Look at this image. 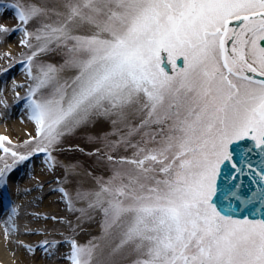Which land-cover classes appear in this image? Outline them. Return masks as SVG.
Wrapping results in <instances>:
<instances>
[{"label": "snow or ice", "instance_id": "snow-or-ice-1", "mask_svg": "<svg viewBox=\"0 0 264 264\" xmlns=\"http://www.w3.org/2000/svg\"><path fill=\"white\" fill-rule=\"evenodd\" d=\"M8 7L18 26L0 25V42L23 32L34 129L21 144L0 136V188L42 156L54 175L62 169L53 191L75 215L50 218L71 239L26 251L43 250L50 264H264V0ZM52 53L62 62L43 58ZM101 124L109 130L92 131ZM78 135L86 153L68 146ZM65 151L86 154L91 170L59 161ZM17 215L11 207L6 231L18 232Z\"/></svg>", "mask_w": 264, "mask_h": 264}, {"label": "rangeland", "instance_id": "rangeland-1", "mask_svg": "<svg viewBox=\"0 0 264 264\" xmlns=\"http://www.w3.org/2000/svg\"><path fill=\"white\" fill-rule=\"evenodd\" d=\"M23 2H25V0H0V25H6L10 29L17 27L18 19L15 17L14 10L9 8L8 6L11 4L23 3ZM36 2L54 3L55 0H36ZM53 19H55V17H53ZM13 21L15 23H13ZM28 27L31 28L32 25L30 24ZM22 37H23V32H14L5 40L0 42V94H2L8 101L7 108H5L3 105H0V128L2 130L0 131V136L8 137L12 145L21 144L25 140L29 139L30 134L33 132L34 129V128H28L27 125L25 124V120L27 119L26 118L27 113L24 110L25 102L22 99L23 97H25L27 93V84L29 83L28 78L24 77V79H22L21 81L23 85H25V87L17 88L15 91L12 92L8 91V83H12V84L19 83V81L21 80L20 79L21 72L26 71L21 61L25 59L24 54L28 52V49L23 46L18 47L16 45V43L21 41ZM4 44L5 45L9 44L11 46L15 45L13 51L10 52L4 51L2 49V46ZM8 53L11 54V63L13 66L10 68L8 72H3V69L9 66V57L7 55ZM43 58L49 60L53 64H59L62 62V57L56 53H52L48 56H44ZM15 92H19L21 99L16 98ZM14 123L20 125L21 129L19 132L15 131ZM29 123L33 124V122L30 120ZM108 130L109 129L107 124H101L98 128L93 129L92 131L102 132ZM4 144L5 146H9L7 141H5ZM76 145H79V147L84 148L85 153L92 147L91 145L87 144L83 139V137H81L80 135H78L76 138L70 141L68 146L75 149ZM3 155L4 153L2 149H0V156ZM43 159L44 158L42 156L40 158H33L31 163H25L24 165L17 166L13 170V172L10 173L7 189L0 188L1 220H2L1 216L3 215L5 210H8L9 208L8 205H11L12 207L15 206L19 211V215L15 217V223L17 227L19 226L20 221L24 220L25 218L24 216H26L27 212L36 213V211L40 210L41 209L39 205L40 202H37L35 198V195H37L36 194L37 193L36 190H37L38 192H40V194L37 196V198H39L40 200L45 196H47L50 199L51 198L56 199V202L53 203V208L54 210L59 211L60 215L55 216L58 218V220L67 217L69 220L73 222L75 221V215L67 211L66 204L61 199V193H59L58 191H53V189L61 186L60 184H58L57 181L59 178H62V174H63L62 169L58 167L56 170V174L52 176L50 179H48V182L46 183H42L40 181V178L38 179L34 176L33 170L36 169L39 165L47 167V165L43 163ZM58 160L63 162L64 164L73 161H79L83 165V168L85 169H90V165H92V160L86 154H82L79 151H65L58 156ZM80 178L85 182L86 186L91 185L93 183V180L89 176L82 175ZM47 185L50 186L53 185L54 188L42 194V191L40 190H44V187H46ZM10 186H12V188ZM62 186L68 188L69 190H71L74 187V185H67V184ZM30 220L33 221L34 219H30ZM55 223L58 224L57 221H55ZM58 225H59L58 229L65 233V236L60 240L66 241L67 239H71L73 234L69 231L68 227L62 226L60 224ZM36 230L37 232H39L38 233L39 235L41 234L43 236H48L50 235V233H52V229L45 228L43 226H40ZM19 231L20 230L18 229V232H14L16 233L15 235H19L18 234ZM89 231L91 232L92 235H95L97 231L96 226L93 225L89 229ZM57 237H59V235H57ZM41 239L42 238L39 239L40 242H43L45 240H52V239H42L41 241ZM75 239L79 243H85L88 239H90V236L86 233L81 232L79 235L75 236ZM61 251L64 252L65 255L69 254L70 245L65 242L63 247L61 248ZM11 254L13 258L16 259L15 260L16 262L13 264H28V262L25 259L17 257L16 252H11ZM0 264L2 263L0 262Z\"/></svg>", "mask_w": 264, "mask_h": 264}, {"label": "bare ground", "instance_id": "bare-ground-1", "mask_svg": "<svg viewBox=\"0 0 264 264\" xmlns=\"http://www.w3.org/2000/svg\"><path fill=\"white\" fill-rule=\"evenodd\" d=\"M13 23L15 22L13 21ZM15 42H18V41H15ZM16 45L18 47H21L20 41L16 43ZM14 46H11L9 44L8 45L4 44L2 46V49L6 52H10V51H13ZM25 72L26 71L21 72L20 74L21 80L19 81V83H14V84L8 83V91L10 92L15 91L18 88L16 87V85H23L21 81L22 79H24V77H26ZM26 118L27 119L25 120V124L27 125V127L34 128V124H30L27 116ZM14 129L16 132H19L21 127L19 124L14 123ZM0 131H2L1 128H0ZM33 174L36 178L38 179L40 178V181L42 183L48 182V179L54 176V174L48 167L41 166V165H39L36 169L33 170ZM10 187L12 188V186ZM53 188H54L53 185L51 186L47 185L46 187H44V190H40V191H42V194H43L44 192L51 190ZM36 192H37L36 193L37 195H35V198L37 202H40L39 205L41 209L36 211V213L27 212L26 216H24L25 217L24 220L20 221V224L18 226V229L20 230L18 233L19 235H15L16 233L14 232L6 231L5 220H7V218L9 217L10 209L12 207L11 205H8L9 207L8 210H5V212L1 216L4 222L0 218V261L2 264H13L16 262L15 261L16 259L13 258L11 252H16L17 257L25 259L28 262V264H50V260L48 258H44V259L41 258V257H46V254L43 252V250H37L35 252V258H33L31 253L26 251V247L31 246L33 249H36L37 246L42 243L39 241L40 238L42 239L55 238L56 240H60L63 238L61 236L57 237V235H53V234H50L48 236H43L41 234L40 235L38 234L39 232H37L36 229L39 228L40 226H43L45 228H50L52 230L54 228L58 229L59 225L50 218L53 216H58L60 214H59V211H56L53 208V203L56 202V199L54 198L50 199L47 196H45L44 198L40 200L39 198H37L40 192H38L37 190ZM45 217H48V219H45ZM30 219H34V220L31 221Z\"/></svg>", "mask_w": 264, "mask_h": 264}]
</instances>
